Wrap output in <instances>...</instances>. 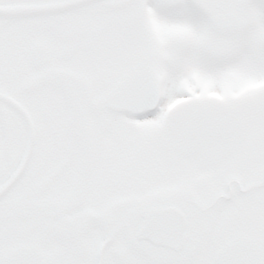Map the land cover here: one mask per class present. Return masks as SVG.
Masks as SVG:
<instances>
[{
  "label": "snow or ice",
  "instance_id": "6c2138e0",
  "mask_svg": "<svg viewBox=\"0 0 264 264\" xmlns=\"http://www.w3.org/2000/svg\"><path fill=\"white\" fill-rule=\"evenodd\" d=\"M0 264H264V0H0Z\"/></svg>",
  "mask_w": 264,
  "mask_h": 264
}]
</instances>
